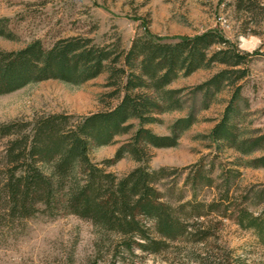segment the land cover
Segmentation results:
<instances>
[{
  "label": "trees",
  "instance_id": "16d2710c",
  "mask_svg": "<svg viewBox=\"0 0 264 264\" xmlns=\"http://www.w3.org/2000/svg\"><path fill=\"white\" fill-rule=\"evenodd\" d=\"M0 36L16 37L8 18H0ZM252 54L220 30L176 41L140 34L129 49L120 43L97 44L83 36L60 38L50 47L34 39L20 49H0V95L47 79L80 85L108 73L106 86L112 90L107 97L119 99L76 123L63 114L42 117L32 134L23 132L31 122L0 123V136L9 137L2 184L9 206L22 217L44 207L88 219L100 232L117 234L119 247L131 254L136 248L157 254L183 238L204 243L211 235L204 217L224 206L223 217L252 230L264 246V209L255 213L232 203L230 186L222 198L207 201L195 196L179 204L168 202L157 185L166 168L149 166L152 148L176 146L197 121L195 107L186 106V88L172 84L220 63L225 67L193 89L194 95L202 93L207 107L212 96L231 88L220 119L206 137L218 149L225 145L250 157L242 165L264 168V133L243 134L238 123L244 100L239 81L246 75L241 66ZM175 111L186 114L173 121L168 134L150 127L162 123L161 115ZM115 143L119 146L107 166L126 156L139 163L122 176L90 155L92 148ZM205 185L213 187V178L209 176ZM257 196L264 200V190ZM181 210L188 214L182 216Z\"/></svg>",
  "mask_w": 264,
  "mask_h": 264
},
{
  "label": "rangeland",
  "instance_id": "374dc122",
  "mask_svg": "<svg viewBox=\"0 0 264 264\" xmlns=\"http://www.w3.org/2000/svg\"><path fill=\"white\" fill-rule=\"evenodd\" d=\"M2 17L8 18L16 34L15 39L0 36V49L4 50L20 49L34 39L50 47L71 36L92 38L101 45L120 43L129 49L140 34L176 41L220 30L242 51L253 53L241 66L246 75L239 81L244 100L238 123L243 134L264 133V0H0ZM224 67L216 63L172 84L186 88V106L195 107L197 121L176 146L152 148L149 166L166 168L157 185L168 202L179 204L195 196L207 201L222 198L230 186L232 203L260 213L264 200L257 193L264 190V168L242 165L250 157L225 145L218 149L206 137L220 119L231 88L212 96L207 107L201 92L193 94L197 85ZM107 78L108 73H103L80 85L47 79L0 95V123L31 122L23 131L30 134L38 119L50 115H68L69 122L76 123L106 109L108 102L112 106L119 102L107 97L112 90L106 86ZM185 114H163L162 123L150 127L158 134H168L173 121ZM8 140L0 136V264H264V246L252 230L223 217L224 206L204 217L211 234L204 243L183 238L157 254L138 248L133 254L125 252L119 247L117 234L102 233L90 220L74 214L42 207L22 217L9 206L2 190ZM118 146L92 148L91 158L107 166ZM138 165L126 156L107 169L122 176ZM209 176L213 187L205 185ZM186 212L181 210L180 214L185 217Z\"/></svg>",
  "mask_w": 264,
  "mask_h": 264
}]
</instances>
